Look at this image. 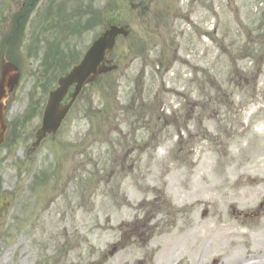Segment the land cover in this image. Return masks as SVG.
Masks as SVG:
<instances>
[{
    "label": "rangeland",
    "instance_id": "rangeland-1",
    "mask_svg": "<svg viewBox=\"0 0 264 264\" xmlns=\"http://www.w3.org/2000/svg\"><path fill=\"white\" fill-rule=\"evenodd\" d=\"M49 1L15 49L21 79L7 119L17 128L0 147V264H264V0H207L206 45L187 26L179 46L120 41L116 70L34 148L48 94L75 61L44 66ZM54 1L72 14L75 0ZM23 2L0 0V56ZM100 33L60 50L79 59ZM160 89H192L208 115L219 109V129L208 120L181 127L183 140L177 125L165 130L173 138L161 135L151 109ZM171 100L185 104L160 94Z\"/></svg>",
    "mask_w": 264,
    "mask_h": 264
},
{
    "label": "flooded vegetation",
    "instance_id": "flooded-vegetation-1",
    "mask_svg": "<svg viewBox=\"0 0 264 264\" xmlns=\"http://www.w3.org/2000/svg\"><path fill=\"white\" fill-rule=\"evenodd\" d=\"M42 1L44 0H27L29 8H32L35 3H41ZM177 1L180 3V0ZM206 2L207 0H192L191 7H188V10H184L180 6L174 8L171 5H164L160 0H75L74 10L72 11V15L68 16V19L76 22L73 21L69 28H63L59 26L61 19L60 10H62V7L58 6L56 1L51 0L47 2L46 8L43 9L40 16L41 31L44 37L50 40V44L55 42V45L66 46L73 40H79L84 35L92 33L95 28H100L101 33L96 37L93 35L91 39V41H95L110 26L115 25L125 28L129 32L127 37H119L117 43L123 41L130 45L153 44L169 46L179 44L178 41L184 38L185 35L182 30L191 21L193 16H195V22L193 23L195 35L199 40H202L206 36V33L198 30L195 26L206 23V17L202 12L206 8ZM197 5L202 10H198ZM22 17L20 16L17 20L18 24ZM54 21L56 22L54 23ZM135 21L140 26L138 33H134V29L131 26ZM76 52L74 51V54L71 53V55H77L78 53ZM65 56L70 55L66 53ZM110 56H106L105 65L109 64ZM175 92L177 91L162 89L154 97V101L158 99L157 111L159 109L161 112V114L156 113V109L154 111L153 108L154 117L157 122H163L165 126L160 132L161 135L166 132L167 127H174V124L179 126L177 131L180 134L181 126L189 133L192 124L202 126L212 118L218 120L219 129V109L217 112L208 115L206 101L197 102L195 100L197 96H194L191 90L186 91V95H183L185 97V104L175 106V102H172L169 105L171 112H168V104L159 101L160 94L169 95ZM177 93L181 95V93ZM169 135L173 137L168 131L164 134V136ZM217 137L219 141V134H217Z\"/></svg>",
    "mask_w": 264,
    "mask_h": 264
},
{
    "label": "water",
    "instance_id": "water-1",
    "mask_svg": "<svg viewBox=\"0 0 264 264\" xmlns=\"http://www.w3.org/2000/svg\"><path fill=\"white\" fill-rule=\"evenodd\" d=\"M120 34H125V32L122 29L112 27L103 37L92 45L83 61L75 67L70 74L59 80V88L50 93V99L44 113L42 128L38 132L36 145H39L47 134H56L70 107L81 92L83 85L88 81H92L96 75L106 72L105 69L99 70L98 68L104 61L106 52H111L113 50L116 38ZM0 73L1 146L5 142V135L7 132L5 118L8 108L6 102L9 96L13 95L18 85L20 73L18 68L10 64L5 57H3L1 61ZM74 84H76L77 87L74 94L71 95V103L64 108H60V104L67 95L69 88Z\"/></svg>",
    "mask_w": 264,
    "mask_h": 264
},
{
    "label": "trees",
    "instance_id": "trees-1",
    "mask_svg": "<svg viewBox=\"0 0 264 264\" xmlns=\"http://www.w3.org/2000/svg\"><path fill=\"white\" fill-rule=\"evenodd\" d=\"M15 62V61H14Z\"/></svg>",
    "mask_w": 264,
    "mask_h": 264
}]
</instances>
